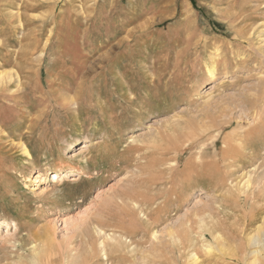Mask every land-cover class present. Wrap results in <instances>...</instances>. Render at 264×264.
<instances>
[{
  "label": "rangeland",
  "instance_id": "374dc122",
  "mask_svg": "<svg viewBox=\"0 0 264 264\" xmlns=\"http://www.w3.org/2000/svg\"><path fill=\"white\" fill-rule=\"evenodd\" d=\"M0 73V264H264V0H0Z\"/></svg>",
  "mask_w": 264,
  "mask_h": 264
},
{
  "label": "bare ground",
  "instance_id": "6f19581e",
  "mask_svg": "<svg viewBox=\"0 0 264 264\" xmlns=\"http://www.w3.org/2000/svg\"><path fill=\"white\" fill-rule=\"evenodd\" d=\"M2 72V71H1ZM6 72V71H5ZM19 75V74H18ZM209 75L210 76H212L213 75V73L212 72H210L209 73ZM12 77V75L10 74V73H0V81L3 79H9V78H11ZM15 77V76H14ZM2 80V81H3ZM71 81V80H70ZM5 83V82H4ZM3 83V85H5ZM9 83H10V81H9ZM1 86V85H0ZM6 86V85H5ZM20 87V86H19ZM72 100V99H71ZM70 101V100H69ZM78 102V101H77ZM30 106V105H29ZM33 106V105H32ZM79 106V105H78ZM80 108V107H79ZM185 121V120H184ZM183 121V122H184ZM187 123V122H186ZM176 124H178V123H176ZM191 126V125H190ZM180 127V126H179ZM156 142V141H155ZM194 142V141H193ZM80 146H82V148L81 149H84V148H86L87 146L85 145V143H82ZM73 147V146H72ZM153 147V146H152ZM158 147V146H157ZM162 148V147H161ZM163 148H165V147H163ZM168 148H170V147H168ZM21 150H22V152H23V154L27 157V159H31V153L29 152V150L27 149V147L24 145V144H22V146H21ZM82 158V157H81ZM56 173L57 172H59L60 174L61 173H63L64 171V168H62L61 169V167H59V168H54L53 169ZM255 170H256V168H255ZM51 171V170H50ZM52 173H54V172H52ZM249 174V173H248ZM247 174V175H248ZM57 175V174H56ZM251 175V174H250ZM35 180V179H34ZM248 181V180H247ZM246 184V183H245ZM132 190L133 189H131V192L130 193H132ZM237 190V189H236ZM136 194V193H135ZM116 195V194H115ZM138 195V194H137ZM144 197V196H143ZM146 197V196H145ZM123 198H125V197H123ZM130 198H132V196H130ZM111 199V198H110ZM151 199V198H150ZM121 200V199H120ZM125 200V199H124ZM127 200V199H126ZM143 200V199H142ZM119 201V200H118ZM128 201V200H127ZM138 201H140V199L138 200ZM145 201V200H144ZM110 202V201H109ZM113 202V201H112ZM112 202H110V203H112ZM125 202V201H124ZM140 203V202H139ZM152 203V202H151ZM127 204V203H126ZM123 205V204H122ZM121 205V206H122ZM127 205H129V203L127 204ZM130 206V205H129ZM150 206V205H149ZM123 207V206H122ZM132 207V206H131ZM130 207V208H131ZM123 209H125V208H123ZM135 209V208H134ZM120 210V209H119ZM122 210V209H121ZM126 210V209H125ZM125 210L122 212L123 214L125 213ZM131 210V209H130ZM132 210H133V208H132ZM151 210V209H150ZM127 211V210H126ZM134 211H136V210H134ZM133 211V212H134ZM154 211V210H153ZM161 211V210H160ZM108 212V211H107ZM110 212V211H109ZM120 212V211H119ZM131 212V211H130ZM151 212V211H150ZM162 212V211H161ZM106 213V212H105ZM104 213V214H105ZM136 214V212L134 213V215ZM199 214V213H198ZM105 215H107V214H105ZM117 215V214H116ZM111 216V215H110ZM124 216H125V214H124ZM131 216V215H130ZM133 216V215H132ZM104 217V216H103ZM114 217V216H113ZM117 218V217H116ZM115 218V219H116ZM105 219L107 220V218L105 217ZM111 219V218H110ZM118 219V218H117ZM185 219H187L188 220V218H185ZM187 220H186V222H187ZM184 222V221H183ZM182 222V223H183ZM143 223V222H142ZM148 223V222H147ZM146 224V223H145ZM144 224V225H145ZM191 225V224H190ZM181 226H182V224H181ZM145 227V226H144ZM180 227V226H179ZM184 227V226H183ZM186 227V226H185ZM145 229V228H144ZM45 231V230H44ZM184 232H186V231H184ZM46 234H44L43 235V237H44V239L43 240H41V241H43V242H45V243H43V245L40 247H37V244H33V242L31 243L32 244V247H31V254H32V259L33 260H26V261H28V262H24L25 260H23V262L24 263H22V261H20V263L21 264H48V259H49V257H47L46 256V258H48V259H46L45 257H44V255H45V253H46V251H47V249L49 248L48 246L50 245H48L47 243H46V241L47 240H49V238H50V235H51V232L50 231H48V232H45ZM183 233V232H182ZM85 234V233H84ZM97 234V233H96ZM156 234V233H155ZM91 237V236H90ZM152 237L153 238H155V235L153 236L152 235ZM93 238H94V236H93ZM47 239V240H46ZM51 239V238H50ZM90 239H92V238H90ZM112 239V238H111ZM35 242V241H34ZM51 242V241H50ZM87 242H88V239H87ZM113 242V241H112ZM120 242V241H119ZM158 242V241H157ZM64 243V242H63ZM72 243V242H71ZM91 243V242H90ZM95 243H96V241H95ZM121 243V242H120ZM51 244H52V242H51ZM53 244H54V242H53ZM52 244V245H53ZM117 244V243H116ZM51 245V246H52ZM69 245V244H68ZM100 245H101V243H100ZM67 246V244L65 243L64 244V246H62L61 244L59 245V247H62V249H63V247H66ZM70 246H72V245H70ZM87 246V245H86ZM89 246V245H88ZM111 246V245H110ZM118 246V245H117ZM54 247V246H53ZM59 247H57V248H59ZM67 248V247H66ZM112 248H113V246H112ZM50 249H51V247H50ZM60 249V248H59ZM59 249H57V250H59ZM69 249H70V247H69ZM68 249V250H69ZM72 249V248H71ZM75 249V248H74ZM91 249H94V247L93 248H91ZM96 249V248H95ZM115 249H116V247H115ZM52 250H54L53 248H52ZM79 250V249H78ZM77 250V251H78ZM113 250H114V248H113ZM112 250V251H113ZM66 251V250H65ZM70 251V250H69ZM74 251V250H73ZM80 251V250H79ZM93 251V250H92ZM118 251V250H117ZM63 252V251H62ZM68 252V251H67ZM97 252V251H96ZM58 253H61V251L60 252H58ZM63 253H65V252H63ZM71 253V252H70ZM94 253V252H93ZM123 253V252H122ZM47 254V253H46ZM48 254H50V252L48 253ZM62 254V253H61ZM60 254V255H61ZM72 254V253H71ZM74 254V253H73ZM64 255V254H63ZM50 256V255H49ZM77 256V255H76ZM76 256H74V257H76ZM62 257V256H61ZM64 257V256H63ZM89 257V256H88ZM87 257V258H88ZM86 258V259H87ZM95 258V257H94ZM51 260H52V258H51ZM59 260H60V257H59ZM64 261V260H63ZM68 262V259L67 260H65V262ZM76 261V260H75ZM82 261V260H81ZM84 261V260H83ZM59 262H61V261H59ZM58 262V263H59ZM85 262H87V261H85ZM52 263V262H51ZM50 263V264H51ZM83 263V262H82ZM88 263V262H87ZM60 264V263H59ZM63 264V263H62ZM68 264V263H67ZM251 264V263H250ZM252 264H255V261H254V263H252Z\"/></svg>",
  "mask_w": 264,
  "mask_h": 264
}]
</instances>
